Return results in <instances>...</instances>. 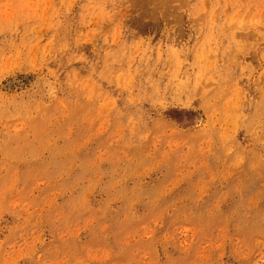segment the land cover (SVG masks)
<instances>
[{
    "label": "rangeland",
    "instance_id": "1",
    "mask_svg": "<svg viewBox=\"0 0 264 264\" xmlns=\"http://www.w3.org/2000/svg\"><path fill=\"white\" fill-rule=\"evenodd\" d=\"M0 264H264V0H0Z\"/></svg>",
    "mask_w": 264,
    "mask_h": 264
}]
</instances>
